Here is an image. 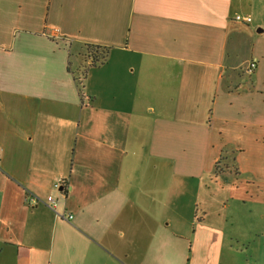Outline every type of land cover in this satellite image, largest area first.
Instances as JSON below:
<instances>
[{"label":"crops","instance_id":"1","mask_svg":"<svg viewBox=\"0 0 264 264\" xmlns=\"http://www.w3.org/2000/svg\"><path fill=\"white\" fill-rule=\"evenodd\" d=\"M263 157L264 0H0V264H257Z\"/></svg>","mask_w":264,"mask_h":264},{"label":"rangeland","instance_id":"2","mask_svg":"<svg viewBox=\"0 0 264 264\" xmlns=\"http://www.w3.org/2000/svg\"><path fill=\"white\" fill-rule=\"evenodd\" d=\"M260 29H262L260 27ZM248 60V55L245 54V56L242 59V66L243 68L246 67V65L249 64V60ZM261 163L262 166L259 164ZM257 164L260 165V168H264V157L260 158V160H257ZM220 167V166H219ZM216 179H220V176H218V178ZM231 204V203H230ZM232 205V204H231ZM235 206V205H234ZM233 206H231L232 208ZM213 209V208H212ZM217 210L218 208H214V210ZM238 210L242 211L244 213V221L247 224H244L243 222H238L236 226V228L238 230L239 233H245L248 230H250L252 233H257V264H264V206H260L258 204L253 205V204H238L237 208ZM191 212V209H190ZM183 213V218L186 216L185 214V209L182 210ZM194 213V209L191 212V215ZM198 215L200 216V211L197 212ZM229 214V213H228ZM231 216L236 217L233 213H230ZM229 214V216H230ZM190 217V215H189ZM246 218V219H245ZM238 219V218H237ZM249 264H256V263H252V261L250 260Z\"/></svg>","mask_w":264,"mask_h":264},{"label":"built area","instance_id":"3","mask_svg":"<svg viewBox=\"0 0 264 264\" xmlns=\"http://www.w3.org/2000/svg\"><path fill=\"white\" fill-rule=\"evenodd\" d=\"M245 21L246 23H248V22H250V18H245V19H243L242 17H240V16H236L235 17V21ZM255 68H256V63L255 62H250L247 66H246V71H247V73H252L254 70H255ZM54 188L57 190V191H59V189L61 188L60 187V185L59 184H55L54 185ZM30 201L32 202V203H35V199L34 198H31L30 199ZM47 202L51 205V207L53 208V209H55L56 208V200L52 197V196H49L48 198H47ZM69 218H71L70 216H69Z\"/></svg>","mask_w":264,"mask_h":264},{"label":"trees","instance_id":"4","mask_svg":"<svg viewBox=\"0 0 264 264\" xmlns=\"http://www.w3.org/2000/svg\"><path fill=\"white\" fill-rule=\"evenodd\" d=\"M88 52L91 54V58L92 60H95L96 59V56L98 57L99 55V49L96 48V47H92V48H88Z\"/></svg>","mask_w":264,"mask_h":264},{"label":"water","instance_id":"5","mask_svg":"<svg viewBox=\"0 0 264 264\" xmlns=\"http://www.w3.org/2000/svg\"><path fill=\"white\" fill-rule=\"evenodd\" d=\"M62 188H60L59 190L61 191Z\"/></svg>","mask_w":264,"mask_h":264}]
</instances>
